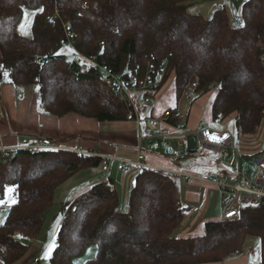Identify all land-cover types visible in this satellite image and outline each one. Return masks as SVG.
Masks as SVG:
<instances>
[{
    "label": "trees",
    "instance_id": "1",
    "mask_svg": "<svg viewBox=\"0 0 264 264\" xmlns=\"http://www.w3.org/2000/svg\"><path fill=\"white\" fill-rule=\"evenodd\" d=\"M193 1L0 0V77L6 72L13 86H36L48 115L120 122L132 108L99 81L97 68L137 83L165 66L158 90L168 77L176 101L190 87L197 98L215 90L213 122L235 114L237 134L254 135L264 121V0H245L236 26L224 8L209 18L189 13ZM24 9L34 12L30 38L15 29ZM66 44L94 66L83 69L57 56ZM175 110L165 122L182 129L181 120L170 118ZM102 164L62 150H16L0 163V199L11 187L16 201L0 225L1 263L25 257L28 246L15 236H38L59 186ZM184 210L173 178L157 169L134 176L125 210L112 179L96 182L61 204L50 264H71L89 245L97 254L85 264H221L241 255L250 235L259 240L264 264L262 204H242L237 217L205 223L201 237L178 238Z\"/></svg>",
    "mask_w": 264,
    "mask_h": 264
},
{
    "label": "crops",
    "instance_id": "2",
    "mask_svg": "<svg viewBox=\"0 0 264 264\" xmlns=\"http://www.w3.org/2000/svg\"><path fill=\"white\" fill-rule=\"evenodd\" d=\"M1 79L2 77H0V80ZM19 87L20 86H13L10 82L9 84L0 83V154L3 157H11L9 153H12L13 155L14 151L18 150V147H20L22 140L31 137H37L49 139L53 143L63 147L78 146L86 152L93 151L96 156L92 157L100 159L101 157H113L116 159L125 160L123 159L121 153L118 152L114 143L111 142L112 140L101 139L102 131L99 130L100 122L75 114H69L61 118H57L43 113L44 111L41 113L38 106L37 95L32 92H28L27 94L23 92L21 94L20 91L17 92V88ZM204 98L205 95L198 98L196 100L197 104L191 105V107L186 111L187 115L185 114L183 105L180 107L177 103L176 106H174L173 109H179L183 117L184 115L186 117L184 122H182V120L180 121V124L183 125L182 129L173 127L165 122L168 114L165 115L163 120L157 121L158 128L166 130L169 134H176L178 132L189 133L198 127L218 132H225L219 129V126H222V122L215 123L212 120L211 104L213 98L209 99L206 105L207 111L205 110V113H202L201 101ZM137 110L140 116L143 115L144 107L140 109L137 108ZM158 114L155 113V115H152L153 120L159 119ZM137 124H144V126H138L137 128L140 129H137L138 131H136L137 133L140 132L143 137L150 135L155 139H161V141H164L161 148L159 147L154 151L148 152L146 157L143 156V162L147 167L166 172L173 178L180 204H184L183 206H185L184 209L186 210L185 214H188L184 215L183 222H186V220L187 222L185 228L182 229H188L192 231L193 224L196 220V217L198 216V211L193 215L191 214L193 203L190 201V199L192 201H197V203L200 204V208L203 207L205 201L207 202L204 213L202 214L203 220H207L211 217H217L219 220L222 218V213L225 210L229 194L221 191L214 183H206L198 180V178H200L207 170L212 169L223 172L225 174L224 180L229 185H234L237 183L243 186L252 185L255 176V164H253L254 169L251 170V164L249 165L246 160L240 159L241 155L237 150L239 143L234 142V140L232 149H226L221 152L219 150L206 149L199 141L192 139L190 141V150L185 151L176 139L165 140L160 137L158 132L149 130L147 128L145 119L139 122L137 121ZM206 125H209V127L207 128ZM102 141L105 143H100ZM247 144L250 147L249 151L252 154L251 157H253L254 163V157H259V155L262 154L264 150L261 146H253V143ZM125 161L134 162L132 160ZM102 162V166L98 170L93 171L104 174V179L98 180L93 178L92 175H86L81 178V183L76 181L71 182L72 184H67L65 190L72 187V194L75 195L74 198H76L81 194L86 193L94 183L106 181L110 178L113 180L115 188L120 195L121 208L125 210L127 207L129 190L134 177L132 180H130L131 176L124 175L125 172L118 170L113 164L109 167L107 172H103L102 167L104 165V161L102 160ZM88 171L89 170H85L81 172ZM77 174L72 176L65 183H68V181H70ZM187 176H192L193 178H188ZM65 183H63L61 186L65 185ZM58 188L56 190H58ZM181 190L184 191V197L181 193ZM69 193L70 191H68V194ZM187 196H191V198L187 200ZM183 198H186L184 199L185 203ZM70 202L72 201L68 200L64 203ZM0 217H2V214H0ZM186 218H188L189 221ZM61 220L62 217L58 221L57 227ZM195 228V231L201 230L200 227L196 226ZM38 240L39 238H37L36 241ZM35 243L37 244V242ZM96 254V246L89 245L79 256L74 257L71 260V264H85L86 261L95 259ZM25 257L16 264H24L25 262L30 264V261H28L29 258ZM31 264L33 263L31 262ZM221 264H248V261L247 257H244L233 262L229 261L223 262Z\"/></svg>",
    "mask_w": 264,
    "mask_h": 264
},
{
    "label": "rangeland",
    "instance_id": "3",
    "mask_svg": "<svg viewBox=\"0 0 264 264\" xmlns=\"http://www.w3.org/2000/svg\"><path fill=\"white\" fill-rule=\"evenodd\" d=\"M244 1L245 0H194L189 6L188 12L193 13V14H201L204 17L208 18L212 15L215 9L224 8L227 12L230 25L236 26L241 21L240 8ZM25 10L27 9L23 10L22 17L16 24L15 29L20 36L24 38H30L31 37V24H32L33 17H34V12L27 10V12L29 13V16H28L27 23H25V20H24ZM22 24L25 25L23 32L21 31ZM57 56L65 59L69 63L79 64V66H81V68L83 69L89 68L90 66H94V64L91 61L86 60L82 58L80 55H78L76 51L73 48H71L69 44L64 45L60 49V51L57 53ZM262 62L264 64V56L262 57ZM1 77H2V79L0 80L1 84L3 83L9 84L8 76H5L3 74ZM19 91L21 92V94L23 92H25L26 94L28 92H32L37 95L38 89L36 86H27V87L17 88V92ZM214 94H215V90H211L210 93L205 95V98L201 101L202 102L201 111L203 114L205 113V110L207 111L206 105L209 99L214 98ZM151 99L152 100L150 104H144L142 94L141 93L135 94L134 104H135V110H136L135 111L136 117L138 119L140 120L153 119L152 115H155V113L156 114L159 113L158 114L159 119L156 121H161L165 118L166 114H169L172 111V109L174 108V106H176L177 103L179 104L180 107L183 105L185 114L187 115L186 111L191 107V105L197 104L196 100L198 98L193 93V87H190L182 94L179 101H176L173 80H172V77H168L166 81L164 82V84L162 85V87L159 90H157V92H155L154 96H152ZM37 101H38L40 112L42 113L43 110L41 108L40 100L38 96H37ZM143 107H144V113L143 115L140 116L137 108L140 109ZM235 116H236L235 114L230 115L224 121H222V124H221L222 126H219L220 127L219 129L230 133L233 137L234 142L239 143L237 150L239 151V154L241 155L240 159L246 160L249 163V165L251 164L250 167H252L251 168L252 170L254 169L253 157H251L252 154L249 151L250 147L248 146L247 143H253L254 144L253 146L262 147V145L264 144V121L261 125V128L256 134L249 135V136H241L237 134V131L235 128V124H234ZM185 118H186L185 115L184 117L182 115V122L185 121ZM138 126L139 127L144 126V124L138 125L136 118H133V119L129 118L125 121H120V122H100L99 130L102 131L101 139L102 140H109V139L112 140L111 142L114 143L118 152L121 153L123 159L135 161L137 160L138 155H142L146 157L148 152L154 151L159 147L161 148L164 143V141H161V139L159 140L155 139L153 136H150V135L143 137L142 134H140V132L138 133L136 132L138 131L137 129H140V128H137ZM206 127L208 128L209 125H206ZM100 143L103 144L105 142L102 141ZM9 155L12 156V153H9ZM259 157L264 158V152L260 154ZM5 160H6V157L5 156L3 157L0 154V163L5 162ZM140 169L141 168L139 167H131V169L128 172H125L124 175L131 176L130 180H132V178L139 172ZM86 175H92L93 178L98 179V180L99 179L102 180L105 177L104 174L94 172L93 170H89L88 172H81L77 174L70 181H68V183H65V185L59 187L58 190H56L55 204L45 214L44 222H43L42 228L38 236L35 238H26L21 235L15 236L17 241L28 246V251L26 253L25 258L27 257L29 258L28 261H30V264L31 262L34 263L36 260H38L37 264H50L49 259L51 257L52 251L56 243L55 236H56V231H57V224H58V221L62 217V214L60 213V206L65 201H68V200L73 201L75 197V195L72 194L73 188L70 187L65 190V187L67 186V184H72L71 182L78 181L79 183H81L82 182L81 178H83ZM68 191H70L69 194H68ZM181 193L183 194V197H184V191H182ZM11 196L13 198V193L11 194ZM186 198L188 200L191 198V196H187ZM186 198H183L184 203H185L184 199ZM3 200H7L6 195H4ZM190 201L193 203L192 204L193 209L191 211V214L193 215L194 213L198 211V216L196 217V220L193 224L192 231L188 229H182V228H185L187 220L186 222L182 223L180 229L175 233V235H177L176 237L178 238L201 237L205 233L204 231L205 222L219 220V218L217 217H211L207 220H203L202 214L204 213L207 202L206 201L204 202V205H203V207L205 206L204 208L203 207L200 208L199 206L200 204H198L197 201H192L191 199ZM10 205L11 204L7 202L0 203V214H2V217H0V224H2L5 221L8 215V209ZM183 205L184 204L181 205L182 208L185 207ZM183 213L184 215H188V214H185L186 210L185 212L183 211ZM196 226L200 227L201 230L195 231ZM37 238H39L38 241H36ZM35 242H37V244ZM53 244H54V247H52L51 252H49V247L50 245H53ZM244 257H247L248 264H260V243L257 237L251 236V235L247 236L242 246L241 255H238L237 257L230 259L229 261L233 262L235 260H239ZM229 261H226V262H229ZM0 264H2L1 261H0ZM24 264H27V262H25Z\"/></svg>",
    "mask_w": 264,
    "mask_h": 264
},
{
    "label": "built area",
    "instance_id": "4",
    "mask_svg": "<svg viewBox=\"0 0 264 264\" xmlns=\"http://www.w3.org/2000/svg\"><path fill=\"white\" fill-rule=\"evenodd\" d=\"M98 78L101 83L108 82L113 89L118 93L119 98L126 104H129L132 111L128 114L129 118H136V121H141L136 117L134 98L136 93H141L143 96V103L150 104L151 97L157 92L162 78L165 74V66L160 70L158 76L154 78L152 74L148 73L145 78L137 83L129 82L120 75L115 74L110 69L97 68ZM170 118L182 120V113L179 109L171 115ZM168 119V118H167ZM147 128L151 131L158 132L162 139H176L185 151L190 150V141L195 139L199 141L206 149H214L223 152L226 149L233 148V137L228 132H218L201 127L196 128L189 133L178 132L176 134H169L166 130L159 129L157 121L153 119H145ZM264 149V144L262 145ZM18 150H26L31 153L38 154L44 150L52 151H67L79 155L96 156L93 151H84L78 146L63 147L53 143L49 139L31 137L22 140ZM104 161L102 167L103 172H107L109 167L113 164L118 170L128 172L131 167L146 168L143 156L139 155L134 162L116 159L113 157H101ZM255 176L251 186H243L239 183L229 185L225 182V174L217 170H207L198 180L206 183L216 184L221 191L228 193V201L225 210L222 213L221 220H231L238 216L242 204H262L264 206V159L256 156L254 157ZM193 178L192 176H187ZM36 260L33 264H37Z\"/></svg>",
    "mask_w": 264,
    "mask_h": 264
},
{
    "label": "snow or ice",
    "instance_id": "5",
    "mask_svg": "<svg viewBox=\"0 0 264 264\" xmlns=\"http://www.w3.org/2000/svg\"><path fill=\"white\" fill-rule=\"evenodd\" d=\"M43 9H40V11H42ZM28 16H29V13L27 12V10H25V13H24V20H25V23H27V20H28ZM24 24L21 25V31L23 32L24 31ZM5 76H7V73L5 72L4 73ZM14 192V189L9 187V188H6L5 190V195L7 196V200H3V199H0V203H9V204H14L16 203L15 199L12 198L11 194ZM52 247H54V244L53 245H50L49 247V252H51V249Z\"/></svg>",
    "mask_w": 264,
    "mask_h": 264
}]
</instances>
